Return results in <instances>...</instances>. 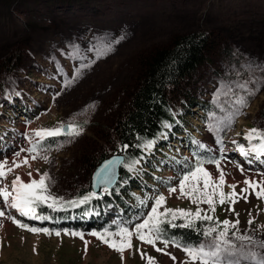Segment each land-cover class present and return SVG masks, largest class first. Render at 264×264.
I'll return each mask as SVG.
<instances>
[{"label": "rangeland", "instance_id": "obj_1", "mask_svg": "<svg viewBox=\"0 0 264 264\" xmlns=\"http://www.w3.org/2000/svg\"><path fill=\"white\" fill-rule=\"evenodd\" d=\"M188 31L208 32L211 47L186 89L170 95L173 108L181 115L180 133H170L147 151L148 163H143L138 174L133 173L140 189L132 190L140 199H154L162 193L166 197L164 207L195 212L197 205L187 198H178L179 189L169 195L168 187L178 185L185 163L195 165L197 151L201 158L220 159L226 173L225 193L231 191L229 184H236L239 193L245 186V176L261 179L257 172H264V163L255 159L252 164L247 163L237 144L247 146L244 135L249 129H264L260 116L264 86L248 98L239 114L233 116V112L235 97L242 95L236 85L250 79V73L242 66L249 60L264 65V0H0V161L7 158L10 164L15 152L29 146L25 134L35 139L34 130L53 128L70 120L83 126L79 136L62 135L41 145L42 154L49 159H30L0 179V187L7 185L11 190V181L17 175L27 183L47 172L52 180L49 191L64 198L90 181L92 167L86 160L93 152L104 150L109 157L119 151L117 142L108 141L109 126L115 113L125 107L140 59L174 35ZM122 35L125 38L102 58L96 59L89 51ZM77 46L79 56L72 54ZM81 60L95 63L65 88L64 80L72 76ZM58 67L62 69L60 73ZM256 75L259 77L260 73ZM93 104L95 107L89 109ZM210 126L216 130L210 131ZM193 138L206 145L207 150H198ZM218 140L223 141V152ZM30 155L22 152L21 158ZM237 163L243 166V173ZM204 167L213 180L218 178L216 165ZM156 177L173 179L162 184ZM152 199L123 219H117V215L108 217V222H115L110 230L115 232L119 226L133 228L141 223L151 209ZM128 201L134 209L135 200ZM199 207L219 221L239 219L240 233L264 240V201L254 195L233 205L234 212L228 210V204H217L214 213L208 211L207 204ZM0 210L5 211V216L0 217V264H147V257L142 259L144 253L155 258L157 264H182L186 259L179 248L169 245L165 250L175 256L173 261L134 237L133 249L126 250L121 261L119 253L89 235L93 230L108 228V223L90 230L35 224L14 209L5 208L2 198ZM9 214L30 227L48 228L53 234L20 228L7 218ZM250 218L254 221L251 225ZM128 221L132 223H125ZM65 230L81 232L83 239L65 235ZM56 231L61 235L56 236ZM156 247L164 245L157 242Z\"/></svg>", "mask_w": 264, "mask_h": 264}, {"label": "snow or ice", "instance_id": "obj_2", "mask_svg": "<svg viewBox=\"0 0 264 264\" xmlns=\"http://www.w3.org/2000/svg\"><path fill=\"white\" fill-rule=\"evenodd\" d=\"M122 35L119 39H112L105 41L100 47H93L89 51L93 52L96 59L102 58L109 54L113 50V45L119 43L120 40L124 39ZM79 56V48L74 47L72 53ZM71 55V54H70ZM95 63V60H81L80 66L76 68L72 76L64 80V87L67 88L74 84L82 75L85 69L90 68ZM247 72L250 73V79L245 80L243 83L237 84L236 88L242 92V95L236 96L234 99L235 111L233 116L239 114V110L247 106L248 98L254 96L259 91L261 86H264V65L247 61L242 66ZM62 69L57 68V73H60ZM259 72L260 76L257 77L256 73ZM252 85L251 87L249 85ZM56 95H60L57 93ZM89 109L94 108L95 105L88 106ZM87 121H85L86 123ZM170 128L171 125L165 123L164 125ZM210 131H214L212 126L209 128ZM83 131V126L75 121L70 120L67 123H60L58 126L53 128H41L34 130L33 136L35 139L25 137L29 141L27 148H21L19 151L13 154V159L9 164L7 158L0 161V179L7 177L14 169L20 168L22 165L29 163V160L43 159L47 161L48 155L42 154L41 144L45 142L47 138H55L65 135L67 137L79 136ZM245 140L248 142L247 146L237 144V150L242 157L245 158L247 163L252 164L253 159L264 163V129L252 128L249 129L245 135ZM155 141L147 140L137 147L143 148L146 151H150ZM192 143L197 146L198 150H207V146L202 144L200 141L193 138ZM218 144L221 145L220 151L223 152L222 147L223 141L218 140ZM233 143H236L233 141ZM57 144V147H60ZM123 148H127L128 145H123ZM49 149H44L47 151ZM27 152L30 156L21 158V153ZM197 156L195 165L184 164L183 174L179 177V183L177 186H169L168 194L172 195L179 189L178 198H187L191 203L197 205L195 212L188 209H173L164 207L166 203V197L160 193L155 196L154 199L146 197L145 199L137 198L138 203L143 206L147 203L148 199H152L151 209L147 215L142 218L141 223H136L133 228L127 226H119L115 232L109 228L102 230H93L89 235L96 237L101 243L107 245L120 254L121 261L124 259V253L126 250L133 249V238L135 237L142 243L153 246L157 252H162L165 255H169L173 261L176 260L175 256L165 250L169 245L181 249L186 256L185 261L182 264H264V240L256 239L252 235L247 233H240L238 225L239 219L235 221H229L227 219L223 221L216 220L213 215L204 213L199 207L201 203L208 205V211L214 213L216 211V205L228 204L229 211H235L233 205L238 203L241 199L247 201L249 195H254L257 199L264 201V172H257L261 179H250L245 176L243 181L244 187L240 189V192H236V184L227 185L231 191L225 193L223 187L226 184V173L220 166V159L215 157L201 158L199 151L195 152ZM187 158H185L186 160ZM117 160L108 161L104 168L98 173V183L96 187L104 185L103 191L105 194L109 192L106 185L111 183V165L117 163ZM139 161H133L128 164L127 167L130 171H135V165ZM163 163V162H162ZM180 164L181 161H176ZM205 164L216 165L219 171V176L216 180H213L211 173L204 167ZM238 170L243 173L244 168L240 164H236ZM31 176V172L28 173ZM158 182L162 184H169L172 177L167 180L156 177ZM52 183L51 177L47 172L43 173L38 180L32 179L25 183L21 180L20 176L17 175L11 181V190L7 185L0 187V198H2L4 207L14 209L20 216L28 217L35 220H47L50 217L42 216L37 211L42 206L53 211L67 208V207H78L90 203L93 198L97 197L96 192H90L87 195L65 201L62 197H55L49 191V186ZM203 185L201 188L200 185ZM218 198V199H217ZM163 207V211L160 209ZM238 216V213L236 214ZM5 216V211L0 210V217ZM18 227L26 229L32 233H43L45 235L53 234L48 228H37L30 227L28 224L23 223L12 215L7 217ZM177 221H180L177 223ZM213 222V225L200 227L198 222ZM253 219L248 220V224H253ZM115 223V222H114ZM125 223H132L128 221ZM168 228H184L196 231L198 234L203 236V239L196 243H188L182 239L176 238L174 235L169 237L167 235ZM56 236H60L61 233L56 231ZM65 235L79 236L83 239V233L77 231L65 230ZM118 238V239H117ZM157 242H161L164 248L156 247ZM85 251H87L88 242L85 241ZM139 251V249H136ZM35 251V249H34ZM147 257V264H157L155 258L147 256L146 253L142 254V259Z\"/></svg>", "mask_w": 264, "mask_h": 264}, {"label": "trees", "instance_id": "obj_3", "mask_svg": "<svg viewBox=\"0 0 264 264\" xmlns=\"http://www.w3.org/2000/svg\"><path fill=\"white\" fill-rule=\"evenodd\" d=\"M207 33L188 31L174 35L168 43L155 47L140 59V68L135 76L133 87L128 91L125 107L112 117L108 131L111 134L108 141L111 144L117 142V149L128 145L127 148H123L124 161L119 168V180L116 185L107 194L102 189L101 195L97 194L90 203L78 207L53 211L47 206H42L37 211L40 215L50 218L40 221H47L52 227L69 225L73 229L85 230L94 226L92 224L94 218H103L104 213L113 211L112 207L115 205H118L119 215L131 211L122 196L130 186L135 185L136 178L132 176L133 171H130L127 165L138 160L135 169L139 170L146 150L137 145L147 140L158 142L166 131L177 123L178 118L170 101V95L175 91L177 93L186 89L188 80L197 67L205 61L208 48L211 47L208 44L209 34ZM262 108L260 116L264 121V106ZM165 123L171 127H165ZM50 141L51 138H47L42 143ZM107 157V152L104 150L94 151L86 160L88 167H92L89 174L91 175L96 165ZM90 192L93 191L90 189L88 179L85 185L73 190L63 199L65 201L77 199ZM86 217L89 219L87 220ZM198 225L206 227L213 225V222H198ZM108 226L113 227L114 224ZM167 235L169 237L174 235L188 243H196L203 239V236L196 231L184 228H168Z\"/></svg>", "mask_w": 264, "mask_h": 264}, {"label": "water", "instance_id": "obj_4", "mask_svg": "<svg viewBox=\"0 0 264 264\" xmlns=\"http://www.w3.org/2000/svg\"><path fill=\"white\" fill-rule=\"evenodd\" d=\"M122 148H121V152L120 153H116L113 154L105 159H103L101 162H99L96 167L94 168L91 178H90V187L91 189L96 192V193H101V188L104 187V185L100 186V187H96L99 177H98V173L104 168V166L106 165V163L108 161H113V160H117V163H114L113 165H111V183L106 185L108 188H112L114 186V184L116 183V181L118 180V176H119V167L121 165V163L123 162L124 156L122 154Z\"/></svg>", "mask_w": 264, "mask_h": 264}, {"label": "bare ground", "instance_id": "obj_5", "mask_svg": "<svg viewBox=\"0 0 264 264\" xmlns=\"http://www.w3.org/2000/svg\"><path fill=\"white\" fill-rule=\"evenodd\" d=\"M1 111H2V107L0 108V113H1Z\"/></svg>", "mask_w": 264, "mask_h": 264}]
</instances>
